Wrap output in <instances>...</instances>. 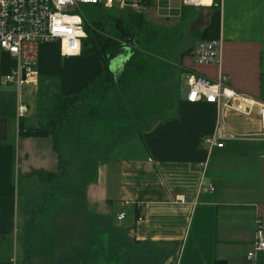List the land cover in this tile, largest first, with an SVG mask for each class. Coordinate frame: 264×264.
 Instances as JSON below:
<instances>
[{"label":"crops","instance_id":"obj_1","mask_svg":"<svg viewBox=\"0 0 264 264\" xmlns=\"http://www.w3.org/2000/svg\"><path fill=\"white\" fill-rule=\"evenodd\" d=\"M214 7L194 21L203 26L202 33L182 52L181 69L212 80L221 72L229 75L227 85L257 102L252 113L189 102L188 91L151 100L156 107L149 112L138 108L131 95L127 115L107 107L112 97L98 98L109 109L91 112L81 125L102 123L124 136L121 121L127 117L139 130L144 152L106 156L114 149L99 146L102 156L82 160L79 209L68 210L73 197L58 193L69 185L58 141L69 146L74 126L64 135L62 123L57 144L52 135H27L25 130L49 120L48 111L36 107V117L29 118L26 103L28 112L17 119V101L14 112L0 94V264H264V249L254 259L247 257L258 222L264 228V137L259 135L264 0H224L223 8ZM200 39H222L220 64L195 62L193 49ZM83 56L95 64L82 71L86 85L104 64L98 55L80 52L72 58ZM5 57L10 63L0 69V79L13 66ZM74 84L72 79L65 84L64 95L78 90ZM218 127L222 147L204 141ZM29 181L34 190L50 185L44 198L51 200L50 207L43 205L38 213L20 209L19 197L32 196L25 189ZM209 185L214 191L203 190ZM122 212L125 217L118 219ZM110 241L111 254L99 256V246L104 249Z\"/></svg>","mask_w":264,"mask_h":264},{"label":"rangeland","instance_id":"obj_2","mask_svg":"<svg viewBox=\"0 0 264 264\" xmlns=\"http://www.w3.org/2000/svg\"><path fill=\"white\" fill-rule=\"evenodd\" d=\"M209 8L186 6L181 0H148L147 8L140 11L133 9L131 6L122 8L119 4L110 7L105 5H83L81 10L86 16L87 20L85 19V21H87L89 28L95 34L101 35L104 40H112L120 44L118 56L127 55L125 51L127 47L130 53L137 50L138 56H142L140 60L143 64L145 63L146 72L135 74V81L127 83L120 90L113 89L110 94L104 95V98L105 96H113L107 107L118 109L120 113L127 115V109L130 107L128 101L132 95L136 106L138 108L142 106L144 112L147 108L146 112H149L148 108L154 109L156 106L151 104V100L165 97L168 93L175 97V94L182 96L183 93L187 92L186 80L189 72L181 69L183 65L182 52L193 45L202 33L203 26H195L194 21L205 11H208ZM137 13H142L149 23L145 26L142 25V27H134L132 17ZM87 35L86 33L85 38ZM59 51V41H49L40 46L36 65L39 72L38 84L25 85L21 89L23 102L30 107L27 114L29 118L36 117V107H38L40 113L44 114L47 111L48 113L54 111V107L58 103L56 97L58 94L64 95L65 84L72 79L75 82L72 87L79 89L84 84L82 71L86 67L89 69L95 67L92 61L88 63L84 59L86 56H83L81 60V57L72 58V56L61 55ZM9 63L10 61L5 55L0 57V69L6 68ZM1 85V96L8 105L9 110L14 109L15 112L17 87L13 84ZM102 89L103 87L101 91ZM94 100V98L90 101L86 100L77 109L80 111L83 108V112L79 114H76L78 111L73 112L71 113V119L68 122L65 120L67 123H64V135L71 126H74V133L69 138V146L64 145V139L59 138L58 141L62 159L68 161L67 163L63 162L62 169L65 166V172L69 173L67 175L69 185L58 193H61L60 196L69 195L73 197L72 204L66 207L68 210L79 209L80 207H77V203L80 204V192L83 182L79 170L80 163L85 158L96 159L97 156H102L98 152L99 146H102V148L110 146L111 149H114V153H108L106 156L116 155L118 151H121V155L131 156L144 152L139 130L129 123L130 120L127 117L123 119L124 121H121L125 126L126 134L124 136L119 135L120 130L116 133H110L109 129L102 127L104 126L102 123H92L90 126L81 125L83 117L90 118L91 109L95 113L102 112V110L106 112L109 109H103L106 107V103ZM138 112L144 113L142 111ZM75 114L77 116L73 117L72 115ZM132 122H134L133 119ZM134 123L140 125V123ZM63 172L64 170L61 171V179L66 177L62 175ZM26 184L25 189L30 191L32 196L27 199L25 194H22L19 197L21 210L27 209L34 213L43 205L51 206V200L44 201L47 193L52 190L50 185H48L49 187L45 186V188L40 186V189L36 187L34 190L33 181L26 182ZM60 203L65 204L63 200H60ZM115 206L118 207L117 204ZM54 208L57 207L54 205ZM98 251L99 256L103 253L108 257V254L112 252L111 241L104 246V249L99 246Z\"/></svg>","mask_w":264,"mask_h":264},{"label":"built area","instance_id":"obj_3","mask_svg":"<svg viewBox=\"0 0 264 264\" xmlns=\"http://www.w3.org/2000/svg\"><path fill=\"white\" fill-rule=\"evenodd\" d=\"M148 0H96L95 3L84 0H0V57L7 55L13 61L12 68L1 76V84H13L17 87L16 116L20 119L28 112V106L23 102L21 89L25 85L37 84L39 72L36 67L40 46L49 41L60 42V53L65 56H75L64 50L65 42L72 48L74 42H79V54L82 48V39L86 36L85 15L83 5L113 6L119 4L122 8L131 6L140 11L147 8ZM186 6L223 8L224 0H181ZM63 15H77L79 24L68 25L61 20V26L71 28L70 32H53V17L60 19ZM83 31L84 36L78 35ZM222 39H200L194 45V59L199 64L221 63ZM230 76L220 73L218 80H212L204 75L190 73L187 77V100L189 102L206 101L216 103L220 110L232 109L245 115H250L256 101L226 82ZM262 130L264 137V107L260 108ZM221 127L204 141L211 146L222 147L223 139ZM204 191L212 192L214 187L204 186ZM125 213L119 214L123 219ZM264 249V228L258 222L255 231L253 248L248 252V259H254L256 254Z\"/></svg>","mask_w":264,"mask_h":264},{"label":"trees","instance_id":"obj_4","mask_svg":"<svg viewBox=\"0 0 264 264\" xmlns=\"http://www.w3.org/2000/svg\"><path fill=\"white\" fill-rule=\"evenodd\" d=\"M132 18L134 27H142V25L145 26L147 23H149L148 21H146L142 13L134 14ZM84 26L85 31L88 35L86 38L82 39L81 53L98 55L102 59V62L104 64L103 71L95 78H93L89 83L79 88L74 94H58V96L56 97L58 103L54 107L55 110L51 111L48 114L49 120H47L44 125L25 130V134L30 136L52 135L55 142L62 123H64L65 120L70 119L71 113H75L76 111H78L77 109L82 103H85L86 100L90 101L92 100V98L95 99L94 101H97V98L101 100L102 98H104V95L110 94L113 89L120 90L127 83H132V81L136 79L135 74H142L146 72L145 63L143 64V62L140 60L142 56L139 57L137 50H133L131 51V55L126 60L120 73L118 75H114L109 65L112 59L118 57L120 44H117V42H114L112 40H104L101 35L95 34L94 31L89 28V26L87 25V21L85 20ZM188 51L191 50L189 49ZM102 87L103 89L101 91ZM106 97L113 96L110 95L105 96V98ZM91 110L90 113L92 112L93 114H95V111L93 109ZM21 130L22 127L20 131ZM55 144L57 143L55 142ZM63 162L65 161L60 157V164L63 165ZM217 264L222 263L218 261Z\"/></svg>","mask_w":264,"mask_h":264},{"label":"clouds","instance_id":"obj_5","mask_svg":"<svg viewBox=\"0 0 264 264\" xmlns=\"http://www.w3.org/2000/svg\"><path fill=\"white\" fill-rule=\"evenodd\" d=\"M60 2L63 3L64 0H60ZM84 2L95 3L96 0H84ZM52 20H53V32H56V33L70 32L72 30L71 28L62 27L61 26V20L68 25L80 23V17L77 15H63L60 19L53 17ZM78 35L84 36L85 34L83 33V31H79ZM78 49H79V42H74L72 45V48H68L67 43L65 42L64 50L66 52L73 54V55H78L79 54ZM125 51L127 52V55L116 57L113 64H110V67H113L114 63H118L120 60H126L128 58V56L131 55V53L128 52L127 47L125 48Z\"/></svg>","mask_w":264,"mask_h":264},{"label":"water","instance_id":"obj_6","mask_svg":"<svg viewBox=\"0 0 264 264\" xmlns=\"http://www.w3.org/2000/svg\"><path fill=\"white\" fill-rule=\"evenodd\" d=\"M114 60H115V58L111 60L110 64H113ZM126 60H120L118 63H114L113 67H110V69L112 70L114 75H118L120 73V71L122 70V68H123V66H124V64L126 62Z\"/></svg>","mask_w":264,"mask_h":264},{"label":"bare ground","instance_id":"obj_7","mask_svg":"<svg viewBox=\"0 0 264 264\" xmlns=\"http://www.w3.org/2000/svg\"><path fill=\"white\" fill-rule=\"evenodd\" d=\"M205 2H206V3H208V2H209V0H205Z\"/></svg>","mask_w":264,"mask_h":264}]
</instances>
